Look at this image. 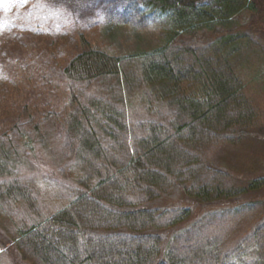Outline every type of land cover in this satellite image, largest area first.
Instances as JSON below:
<instances>
[{
	"label": "trees",
	"instance_id": "trees-1",
	"mask_svg": "<svg viewBox=\"0 0 264 264\" xmlns=\"http://www.w3.org/2000/svg\"><path fill=\"white\" fill-rule=\"evenodd\" d=\"M263 2L148 0L117 12L121 25L167 20L150 52L80 38L55 72L67 113L37 119L27 105L0 128L9 264H264V182L236 191L206 158L263 126L245 79L253 61L264 66ZM249 194L243 237L205 233L213 213Z\"/></svg>",
	"mask_w": 264,
	"mask_h": 264
},
{
	"label": "rangeland",
	"instance_id": "rangeland-1",
	"mask_svg": "<svg viewBox=\"0 0 264 264\" xmlns=\"http://www.w3.org/2000/svg\"><path fill=\"white\" fill-rule=\"evenodd\" d=\"M145 2L148 0H0L1 130L16 121L27 105L37 119L50 110L67 113L68 95L55 72H60L72 53L81 51L82 36L97 47H112L122 55L155 50L160 33L170 29L166 19L150 28L116 22L117 12L142 7ZM262 10L264 28V5ZM248 66L246 95L262 102L264 110V66L254 61ZM261 124L240 141L221 144L206 153L216 169L230 174L236 191L264 182V116ZM179 194L165 199H183ZM252 194L234 197L233 206L213 213L205 233L216 228L231 243L243 237L252 214L244 204ZM259 198L264 203V189ZM223 202L217 200L225 207ZM9 234L0 228L2 240ZM8 250L0 246V264L13 259L4 254Z\"/></svg>",
	"mask_w": 264,
	"mask_h": 264
}]
</instances>
